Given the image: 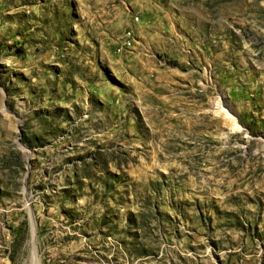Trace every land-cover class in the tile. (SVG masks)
<instances>
[{
	"label": "rangeland",
	"instance_id": "1",
	"mask_svg": "<svg viewBox=\"0 0 264 264\" xmlns=\"http://www.w3.org/2000/svg\"><path fill=\"white\" fill-rule=\"evenodd\" d=\"M0 264H264V0H0Z\"/></svg>",
	"mask_w": 264,
	"mask_h": 264
},
{
	"label": "bare ground",
	"instance_id": "2",
	"mask_svg": "<svg viewBox=\"0 0 264 264\" xmlns=\"http://www.w3.org/2000/svg\"><path fill=\"white\" fill-rule=\"evenodd\" d=\"M34 253H36V252L34 251Z\"/></svg>",
	"mask_w": 264,
	"mask_h": 264
}]
</instances>
